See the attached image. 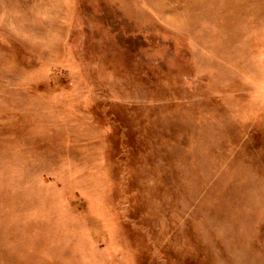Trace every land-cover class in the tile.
<instances>
[{
	"label": "rangeland",
	"instance_id": "1",
	"mask_svg": "<svg viewBox=\"0 0 264 264\" xmlns=\"http://www.w3.org/2000/svg\"><path fill=\"white\" fill-rule=\"evenodd\" d=\"M0 264H264V0H0Z\"/></svg>",
	"mask_w": 264,
	"mask_h": 264
}]
</instances>
